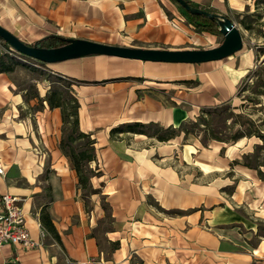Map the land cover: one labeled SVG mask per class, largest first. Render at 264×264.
<instances>
[{
    "label": "crops",
    "instance_id": "obj_1",
    "mask_svg": "<svg viewBox=\"0 0 264 264\" xmlns=\"http://www.w3.org/2000/svg\"><path fill=\"white\" fill-rule=\"evenodd\" d=\"M190 1L225 15L234 23L232 14L260 13L264 3V0ZM53 3L49 0V7ZM23 8L30 21H37L39 15L45 20L51 17L48 5L43 10L35 0L7 3L0 0V25L23 42L34 43L24 40L26 33L17 27ZM141 9V17L122 19L119 24L122 28L110 39L120 37L119 42H108L103 35L101 39L91 35L81 38L130 47L185 49L193 48L187 46L192 37L208 39L219 35L197 32L169 0L166 3L149 0ZM246 45L243 40L240 51L222 60L197 64L88 55L39 65L22 59L0 43V64L9 60L12 65L9 71L0 68V166L3 169L0 195L9 194L18 199L30 237L38 244L1 247L0 264H185L188 261L197 264L195 259L182 262L167 258L161 239L146 233L143 219L140 222L131 217L143 216L149 209L151 174H158L154 173L148 144L151 139L160 141L126 126L154 123L164 128L178 127L197 116L201 107L233 97L237 83L251 68L254 52ZM168 66H182L185 72H167ZM21 69L36 75L29 80L37 97L21 86L16 76ZM53 76L72 79V93L79 104V129L94 140L95 157L89 166L98 175L91 177L90 183L94 189L100 188V195L110 204L111 216L118 222L115 231L105 232L110 248L101 247L94 234L96 218L101 216L98 201L87 210L77 173L59 148L61 110L49 107L45 100ZM189 194L196 200L195 191L191 189ZM95 195L98 194L90 198L94 199ZM156 199L165 209L186 210L197 205V202L182 205L181 197L174 203ZM97 210L100 212L95 215ZM41 212L50 216L58 240L41 223ZM179 247L169 252L181 251ZM192 251L196 249L190 248L188 252ZM222 258V264H264V238L257 236L255 246L244 254L230 255L225 263ZM206 260L210 264L208 254Z\"/></svg>",
    "mask_w": 264,
    "mask_h": 264
},
{
    "label": "rangeland",
    "instance_id": "obj_2",
    "mask_svg": "<svg viewBox=\"0 0 264 264\" xmlns=\"http://www.w3.org/2000/svg\"><path fill=\"white\" fill-rule=\"evenodd\" d=\"M53 1L49 7V0H35L43 10L48 5V11H51L48 20L39 15L37 21H30L26 9H22L17 27L26 33L24 40L37 42L50 35L61 38L91 35L101 39L103 35L108 42H119L120 37L110 39L122 28L119 25L122 19L141 17V5L146 6L149 0ZM7 2L9 0H5ZM259 11L232 14L244 34L246 47L254 52L251 68L237 83L233 97L217 105L201 107L197 116L179 125L185 131L193 130L194 134L181 133L160 143L151 139L148 144L155 164L154 173L158 176L151 174V192L147 198L149 209L143 216L131 217L134 221H145L146 233L151 238L161 239L170 260L186 262L195 259L197 264H206L208 254L210 264H222V257L225 263L230 255L251 250L257 236L264 238V3ZM196 37L190 38L187 46L209 48L220 44L222 39V35L208 39ZM0 43L3 42L0 40ZM168 67L167 72H185L182 66ZM20 72L16 76L21 86L32 94L34 84L29 78L36 75L22 69ZM208 110L211 112L206 114ZM191 121L199 125L192 126ZM201 127L212 129L222 141L206 139L200 132ZM147 132L150 135L172 134L171 129L159 132L154 126ZM96 189L98 195L93 196L94 199L90 198L89 188L81 192L88 211L98 201L101 212L97 210L95 215L100 212L101 216L96 218L94 234L101 247L110 248L105 232L115 231L118 222L111 216L107 198L100 195V188ZM191 189L196 193V200L189 194ZM156 197L171 203L181 197L182 205L195 202L197 205L186 210L165 209ZM178 246L181 251L169 252ZM190 248L196 251L188 252Z\"/></svg>",
    "mask_w": 264,
    "mask_h": 264
},
{
    "label": "trees",
    "instance_id": "obj_3",
    "mask_svg": "<svg viewBox=\"0 0 264 264\" xmlns=\"http://www.w3.org/2000/svg\"><path fill=\"white\" fill-rule=\"evenodd\" d=\"M169 1L177 6L179 11H181L183 16L186 18L187 22L191 24L196 29L197 32H207L211 34L220 35L219 24L217 19H211L203 15H194L188 13L184 11L180 6H178V4L174 0H169ZM185 1L193 7L200 8L213 13V10L209 8L197 5L191 2L190 0H185ZM63 44H65L63 38H61L58 35H50L46 37V39H42L37 42L30 43L29 45H36L42 47H58ZM5 46L9 49L8 45L5 44ZM17 55L29 62H34L39 65L45 64L43 62L36 61L29 57H26L22 54L17 53ZM0 65H2L0 68L3 71H9L12 69V65L10 64L9 60H7V62L2 61V64ZM78 82L87 83V81H81V80H79ZM51 83H52L51 89L47 94L45 100L49 107L51 108L57 107L61 110L62 126H61V140L59 143V148L63 152V154L69 159L71 167L77 173L78 185L81 188V190H86L89 188L88 193L95 194L98 192V189L92 188L90 183V178L93 176H97L98 173L95 170L91 169L89 166V164L91 163V161L94 160L95 157L94 140L91 138V135L89 133L81 132L79 129V125H78L79 104L77 98L72 93L73 92L71 89L72 79H66L61 76H55L51 80ZM32 95L37 97V93L35 91L32 92ZM210 112L211 111L208 110L206 114H209ZM201 118L205 122L204 117ZM191 124L192 126L199 125L197 122H192V121ZM151 126H154L159 132L160 131L166 132L169 129H171L172 134L168 136L159 135L158 133L150 135L147 132V129ZM126 127L129 128L130 130H138L140 133L146 134L151 137H155L159 141L170 140L171 138L179 136L181 133L194 134L193 130L185 131L184 128L180 126L164 128L154 123H148V124L134 123L131 125H127ZM201 128L203 129H200V132L204 134L206 139L208 140L214 139V140L222 141L220 137H217L216 135H214V133H212L211 131L212 129L210 130L206 127H201ZM233 137L236 138L237 136L234 135ZM40 220L43 226L53 235L54 238L58 240L59 235L56 233L48 213L41 212Z\"/></svg>",
    "mask_w": 264,
    "mask_h": 264
},
{
    "label": "water",
    "instance_id": "obj_4",
    "mask_svg": "<svg viewBox=\"0 0 264 264\" xmlns=\"http://www.w3.org/2000/svg\"><path fill=\"white\" fill-rule=\"evenodd\" d=\"M174 1L188 13L217 19L222 35L220 44L209 48L165 49L121 46L84 38H63L65 44L61 46L42 47L23 42L1 25L0 38L12 51L45 64L88 55H106L146 62L197 64L222 60L242 49V33L229 17L193 7L185 0Z\"/></svg>",
    "mask_w": 264,
    "mask_h": 264
},
{
    "label": "built area",
    "instance_id": "obj_5",
    "mask_svg": "<svg viewBox=\"0 0 264 264\" xmlns=\"http://www.w3.org/2000/svg\"><path fill=\"white\" fill-rule=\"evenodd\" d=\"M3 169L0 166V174ZM18 199L9 194L0 195V248L5 245H23L34 247L37 244L25 225V216ZM44 235V232H41Z\"/></svg>",
    "mask_w": 264,
    "mask_h": 264
}]
</instances>
